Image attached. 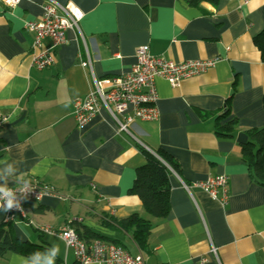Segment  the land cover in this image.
<instances>
[{"label":"crops","instance_id":"crops-1","mask_svg":"<svg viewBox=\"0 0 264 264\" xmlns=\"http://www.w3.org/2000/svg\"><path fill=\"white\" fill-rule=\"evenodd\" d=\"M67 4L82 18L66 31L63 44L53 48L43 41L54 63L38 70L24 25L39 21L47 5ZM263 28L264 0H220L216 6L184 0H21L13 8L0 3V183L25 181L54 191L5 224L15 238L42 243L54 264H74L73 252L41 229L72 223L119 240L146 264H264V190L241 159L245 130L264 124V63L252 42ZM142 45L174 62H216L175 88L157 78L154 121L135 120L129 132H118L101 109L77 126L74 101L92 91L95 78L127 73ZM229 97L237 129L223 138L215 134V119ZM142 149H162L178 166L169 177L170 212L163 219L149 217L129 194L145 161ZM216 176L227 178L225 204L220 191L215 199L182 185ZM134 213L152 223L148 253L129 235L100 224ZM27 263L17 253L0 258V264Z\"/></svg>","mask_w":264,"mask_h":264},{"label":"built area","instance_id":"built-area-1","mask_svg":"<svg viewBox=\"0 0 264 264\" xmlns=\"http://www.w3.org/2000/svg\"><path fill=\"white\" fill-rule=\"evenodd\" d=\"M21 0H0L7 7H16ZM247 3V0H244ZM82 12L72 4L65 6L47 5L43 8L39 21H28L24 28L32 35V65L43 70L54 63V53L51 48H45L43 41L48 39L52 47L66 41L67 30L78 26ZM216 60H195L174 62L150 53L147 45L136 50V62L130 70L116 77L94 79V87L84 98L73 103L72 116L77 126L83 127L91 122L101 109H105L117 126L118 132H129V127L135 120L154 121L158 117L156 108L157 91L155 80H166L173 88L178 87L183 79L198 76L215 65ZM85 65V64H84ZM173 171V170H171ZM189 191L193 186L225 204L227 195V178L225 176L210 177L193 185L182 183ZM8 187L14 191L16 205L8 212L0 208L1 222H11L15 216L24 217L25 206L29 203L41 201L43 196L51 195L54 191L45 186L31 182H19ZM20 188L25 190L21 191ZM6 200L0 201V204ZM42 232L59 237L65 246L72 250L74 264H146L139 253L130 254L120 246L93 240L89 243L81 240L71 227H63L57 231L44 227ZM215 253V249L211 248ZM65 264V263H60Z\"/></svg>","mask_w":264,"mask_h":264},{"label":"trees","instance_id":"trees-1","mask_svg":"<svg viewBox=\"0 0 264 264\" xmlns=\"http://www.w3.org/2000/svg\"><path fill=\"white\" fill-rule=\"evenodd\" d=\"M190 6H198L205 2L216 6L220 0H184ZM252 42L260 54V60L264 63V28L252 37ZM232 97V96H231ZM229 97L223 107L221 115L215 119V134L220 137H231L237 129V120L231 117ZM264 109V96L262 98ZM247 141L241 145V159L249 169V175L253 181L264 190V124L260 128L246 129ZM144 154V164L136 169V176L130 195H135L141 201L144 212L151 218L163 219L170 212V181L171 170L178 172V166L170 155L162 149L150 153L142 149ZM1 182V179H0ZM9 185H12L10 183ZM101 226L123 232L131 237L141 253H148V238L152 230V223L141 217L139 214L115 220L105 217ZM71 228L78 237L89 243L93 240H100L112 243L126 249L125 245L117 239L108 237L79 224L72 223ZM9 253H17L27 258V264H44L49 255V249L43 245L22 242L15 238L12 229L0 224V258ZM55 264H59L58 261Z\"/></svg>","mask_w":264,"mask_h":264},{"label":"clouds","instance_id":"clouds-1","mask_svg":"<svg viewBox=\"0 0 264 264\" xmlns=\"http://www.w3.org/2000/svg\"><path fill=\"white\" fill-rule=\"evenodd\" d=\"M11 171V168H9ZM19 190L23 191L25 189L20 188ZM6 200V206L4 203L0 204V208H3L5 212H8L16 205V201L14 199V191L8 187H0V201Z\"/></svg>","mask_w":264,"mask_h":264},{"label":"rangeland","instance_id":"rangeland-1","mask_svg":"<svg viewBox=\"0 0 264 264\" xmlns=\"http://www.w3.org/2000/svg\"><path fill=\"white\" fill-rule=\"evenodd\" d=\"M36 244H38V242ZM128 248H130V247H128ZM44 264H54V256H53V254H50V255L47 256V258L45 259V263Z\"/></svg>","mask_w":264,"mask_h":264}]
</instances>
